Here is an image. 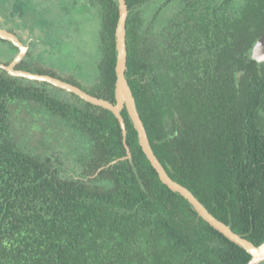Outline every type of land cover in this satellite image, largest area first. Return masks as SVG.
<instances>
[{
  "label": "trees",
  "instance_id": "16d2710c",
  "mask_svg": "<svg viewBox=\"0 0 264 264\" xmlns=\"http://www.w3.org/2000/svg\"><path fill=\"white\" fill-rule=\"evenodd\" d=\"M14 1L20 6L3 7L9 18H20L22 3L36 5ZM41 1L50 9L78 3ZM125 2L124 74L152 151L214 217L260 244L264 60L251 50L264 37V0ZM81 8L99 16L95 64L83 79L31 57L27 33L22 40L11 26L28 47L15 69L115 103L117 0H85ZM0 41L12 45L0 62V264L248 262L242 246L159 179L125 106L123 133L112 111L8 73L3 66L18 48Z\"/></svg>",
  "mask_w": 264,
  "mask_h": 264
},
{
  "label": "water",
  "instance_id": "95a60500",
  "mask_svg": "<svg viewBox=\"0 0 264 264\" xmlns=\"http://www.w3.org/2000/svg\"><path fill=\"white\" fill-rule=\"evenodd\" d=\"M117 3L119 16L115 28L117 50L115 65V103L90 95L80 87L72 83L63 81L54 76L32 73L30 71L22 69H15L17 63L25 56L28 47L24 43H22L12 32L0 28V38L12 42L18 48V52L16 53V55L8 64H5L3 67L11 75L25 77L32 80L47 81L59 88L77 94L78 96L92 104L99 105L112 111L118 118L123 133H125L124 120L119 112L123 108V106H125L127 109V113L132 121L133 127L137 132L139 145L141 146V149L149 160L150 164L157 172L159 179L171 190L179 192L185 199H187V201L197 211L198 215H200L205 221H207L210 225L227 236L230 240L242 246L251 256L246 264H261L264 261V241L258 245H254L249 240L233 232L228 225L224 224L216 217H214L187 187L176 182L167 174L158 158L152 151L146 131L144 129V125L137 112L134 97L124 74L126 68L125 20L127 17V6L125 0H117ZM251 57L257 61L264 60L263 36L259 37L253 45L251 50Z\"/></svg>",
  "mask_w": 264,
  "mask_h": 264
},
{
  "label": "rangeland",
  "instance_id": "374dc122",
  "mask_svg": "<svg viewBox=\"0 0 264 264\" xmlns=\"http://www.w3.org/2000/svg\"><path fill=\"white\" fill-rule=\"evenodd\" d=\"M14 2L16 1L0 0V28L8 31V28L14 26L13 29L15 28L20 34L22 40L27 33L26 38L32 50L29 53L31 57L52 65L55 69H57L55 65L60 67V70L70 67L83 79L84 75L89 73L90 67L95 64L94 47L99 16L95 12L91 14L80 12L77 15L78 9L71 3L63 4L62 8L61 5H57L50 9L52 4L45 5L44 1L36 0L33 8L31 2L22 3V7L26 8L23 9L20 18H9L5 8L9 6L12 9ZM52 2L56 5V1L52 0ZM16 5L20 6L17 2ZM27 18L31 19L29 26L25 24ZM47 23L51 26H46ZM58 23H63V25ZM47 28H50L49 32ZM33 31L35 32L34 38H28L31 35L30 32L33 33ZM11 50L10 43L0 41L1 63L7 61Z\"/></svg>",
  "mask_w": 264,
  "mask_h": 264
},
{
  "label": "flooded vegetation",
  "instance_id": "af4514ba",
  "mask_svg": "<svg viewBox=\"0 0 264 264\" xmlns=\"http://www.w3.org/2000/svg\"><path fill=\"white\" fill-rule=\"evenodd\" d=\"M34 1V3H35V0H33ZM52 1V0H51ZM54 1H58V0H54ZM65 2H72V0H64ZM85 0H78V3L76 4V8L78 9L77 11H76V13H77V15L80 13V12H82L83 14H87L82 8H81V5L83 4V2H84ZM59 25L60 24H62L63 25V23H58ZM51 25V24H50ZM29 44V43H28ZM261 264H264V261L261 263Z\"/></svg>",
  "mask_w": 264,
  "mask_h": 264
}]
</instances>
